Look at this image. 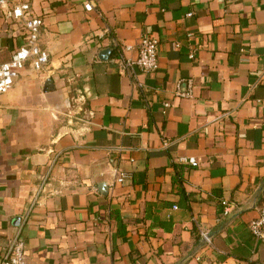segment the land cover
I'll list each match as a JSON object with an SVG mask.
<instances>
[{"label":"crops","instance_id":"crops-1","mask_svg":"<svg viewBox=\"0 0 264 264\" xmlns=\"http://www.w3.org/2000/svg\"><path fill=\"white\" fill-rule=\"evenodd\" d=\"M4 1L0 62L25 43L4 17L20 2L49 62L0 95V260L21 240L29 264H264V0ZM145 34L157 70L122 73Z\"/></svg>","mask_w":264,"mask_h":264},{"label":"built area","instance_id":"built-area-1","mask_svg":"<svg viewBox=\"0 0 264 264\" xmlns=\"http://www.w3.org/2000/svg\"><path fill=\"white\" fill-rule=\"evenodd\" d=\"M4 3V0L0 1V5ZM83 8L86 12H90L94 10V4L91 0H84ZM4 17L13 21H22L26 39L21 47L11 53L7 61L0 62V95L6 94L14 86L20 71L27 63L34 71L38 72L49 62L48 51L39 46L43 21L32 14L30 5L27 2L17 3L4 13ZM187 36H190V34ZM158 44V39L155 36L145 34L139 40L136 58H127L125 53L130 50V47L122 46L118 47L114 62L124 74L135 68L144 72H154L158 68ZM189 58H194L193 51L189 53ZM174 94L181 98H192V80H178L175 83ZM185 162L192 167L197 166L194 158H189ZM125 178V174L118 173L116 180L123 182ZM221 206L223 215H227L231 210V205L223 200ZM248 228L254 239L264 241V205L260 209L259 215L248 223ZM201 237L206 243L210 244V238L205 233H202ZM0 264H29L24 254V243L21 240L13 241L4 252Z\"/></svg>","mask_w":264,"mask_h":264},{"label":"water","instance_id":"water-1","mask_svg":"<svg viewBox=\"0 0 264 264\" xmlns=\"http://www.w3.org/2000/svg\"><path fill=\"white\" fill-rule=\"evenodd\" d=\"M111 54V49H105V50H102L100 53H99V57L101 60L103 61H106L108 60L109 56ZM104 185V184H103ZM101 187V186H100ZM20 223L19 219L16 218L15 219V226H18Z\"/></svg>","mask_w":264,"mask_h":264}]
</instances>
